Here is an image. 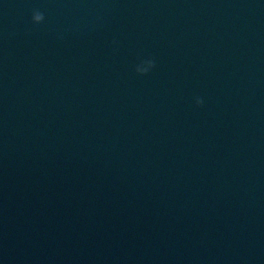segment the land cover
<instances>
[{
    "label": "water",
    "instance_id": "obj_1",
    "mask_svg": "<svg viewBox=\"0 0 264 264\" xmlns=\"http://www.w3.org/2000/svg\"><path fill=\"white\" fill-rule=\"evenodd\" d=\"M0 264H264V0H0Z\"/></svg>",
    "mask_w": 264,
    "mask_h": 264
},
{
    "label": "clouds",
    "instance_id": "obj_2",
    "mask_svg": "<svg viewBox=\"0 0 264 264\" xmlns=\"http://www.w3.org/2000/svg\"><path fill=\"white\" fill-rule=\"evenodd\" d=\"M42 18H43V13L37 11L36 9L32 10L30 19L33 24H38L42 20ZM195 99H196V104H199L201 102L199 96H197Z\"/></svg>",
    "mask_w": 264,
    "mask_h": 264
}]
</instances>
